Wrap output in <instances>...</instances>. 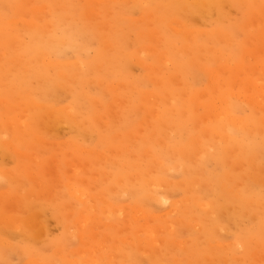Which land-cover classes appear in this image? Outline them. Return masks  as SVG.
I'll list each match as a JSON object with an SVG mask.
<instances>
[{
  "label": "rangeland",
  "instance_id": "obj_1",
  "mask_svg": "<svg viewBox=\"0 0 264 264\" xmlns=\"http://www.w3.org/2000/svg\"><path fill=\"white\" fill-rule=\"evenodd\" d=\"M263 9L0 0V264H264Z\"/></svg>",
  "mask_w": 264,
  "mask_h": 264
},
{
  "label": "bare ground",
  "instance_id": "obj_2",
  "mask_svg": "<svg viewBox=\"0 0 264 264\" xmlns=\"http://www.w3.org/2000/svg\"><path fill=\"white\" fill-rule=\"evenodd\" d=\"M15 3H16V2H15ZM86 3H87V1H86ZM158 6H159V5H158ZM180 6H181V5H180ZM180 6H179V7H180ZM89 8H90V7H89ZM87 9H88V8H87ZM200 9H201V8H200ZM209 10H210V9H209ZM175 11H176V10H175ZM207 11H208V10H207ZM262 11H264V9H263ZM63 14H64V13H63ZM185 14H186V13H185ZM95 16H96V15H95ZM24 17H25V16H24ZM91 17H92V16H91ZM96 18H97V17H96ZM90 19H91V18H90ZM254 19H255V21H256V20H261V21L264 22V16H261V15H260V17H259V14H256L255 17H254ZM34 20H35V19H34ZM41 20H42V18H41ZM46 20H47V19H46ZM48 20H49V19H48ZM91 20H92V19H91ZM36 21H37V19H36ZM86 21H87V20H86ZM86 21H85V22H86ZM28 22H29V21H28ZM43 24H44V23H43ZM90 25H92V23H91ZM42 26H43V25H42ZM52 26H53V25H52ZM248 26H249V24H248ZM36 27H37V26H36ZM36 27H35V28H36ZM256 27H257V26H256ZM256 27H255V28H256ZM38 28H39V27H38ZM51 28H53V27H51ZM255 28H254V29H255ZM32 29H33V28H32ZM39 29H40V28H39ZM43 29H44V28H42V30H43ZM74 29H75V28H74ZM26 30H27V29H26ZM29 30H30V29H29ZM29 30H28V31H29ZM52 30H53V29H52ZM67 31H68V30H67ZM75 31H76V29H75ZM75 31H74V32H75ZM32 32H33V31H32ZM58 33H59V32H58ZM67 33H68V32H67ZM32 34H34V32H33ZM45 34H46V33H45ZM29 35H30V34H29ZM218 36H220V35H218ZM30 37H31V36H30ZM32 37L34 38V36H32ZM35 37H36V36H35ZM53 37H54V36H53ZM55 38H56V37H55ZM60 38H61V37H60ZM63 38H64V37H63ZM87 38H88V37H87ZM220 38H221V37H220ZM178 39H180V38H178ZM184 39H185V38H184ZM188 40H189V39H188ZM47 41H48V40H47ZM59 41H60V40H59ZM66 41H67V40H66ZM87 41H88V39H87ZM35 42H36V41H35ZM52 42H53V41H52ZM54 42H55V41H54ZM68 42H70V41H68ZM75 42H76V41H75ZM31 43H33V41H32ZM70 43L72 44V42H70ZM262 43H263V46H264V39L262 40ZM11 44H12V43H11ZM15 44H16V43H15ZM81 44H82V43H81ZM12 45H13V44H12ZM30 45H31V44H30ZM64 45H65V44H64ZM74 45H75V44H74ZM84 45H85V44H84ZM25 46H27V45H25ZM67 46H69V45L66 44V47H65V48H67ZM169 46H170V45H169ZM28 47H29V46H28ZM81 47H82V46H81ZM85 47H86V46H85ZM85 47H83V48H85ZM69 48H70V47H69ZM72 48H74V47H72ZM83 48H82V49H83ZM171 48H172V47H171ZM21 49H22V48H21ZM88 49H89V48H88ZM55 50L57 51V49H55ZM67 50H68V49H67ZM27 51H28V49H27ZM27 51H26V52H27ZM58 52H59V51H58ZM61 52H62V51H61ZM73 52H74V51H73ZM179 52H180V51H179ZM22 53H24V52H22ZM28 53H29V52H28ZM64 53H65V52H64ZM83 53H85V52H83ZM169 53H170V51H169ZM169 53H168V55H169ZM44 54H45V53H44ZM54 54H55V53H54ZM65 54H66V53H65ZM154 54H155V53H154ZM154 54H153V55H154ZM171 54H173V53H171ZM252 54H253V56H255V57H260L259 54H261V55L264 56V52L257 53L256 51H253ZM30 55H32V54H30ZM49 55H50V54H49ZM155 55H156V54H155ZM41 56H42V55H41ZM82 56H83V55H82ZM84 56H85V55H84ZM86 56H87V55H86ZM19 57H21V56H19ZM45 57H46V56H45ZM48 57H49V56H48ZM63 57H64V56H63ZM31 58H32V57H31ZM35 58H36V56H35ZM41 58H42V57H41ZM41 58H40V59H41ZM8 59H9V58H8ZM28 59H29V57H28ZM44 59H46V58H44ZM59 59H60V58H59ZM62 59H63V58H62ZM62 59H61V60H62ZM23 60H24V59H23ZM23 60H21V61H23ZM17 61H18V60H17ZM9 62H11V61H9ZM9 62H8V63H9ZM12 62H13V61H12ZM12 62H11V63H12ZM35 62H36V61H35ZM16 63H18V62H16ZM24 63H26V65H27V62H24ZM24 63H23V64L21 63L20 65H24ZM14 64H15V62L13 63V65H14ZM40 64H41V63H40ZM13 65H12V66H13ZM15 65H16V64H15ZM24 66H25V65H24ZM24 66H22V67H24ZM37 66H38V65H37ZM16 67H17V66H16ZM25 67H27V66H25ZM32 67H33V66H32ZM41 67H42V66H41ZM30 68H31V67H30ZM243 68H244V66L241 67L242 70H243ZM11 69H12V68H11ZM13 69H14V66H13ZM13 69H12V71H13ZM21 69H22V68H21ZM23 69H24V68H23ZM32 69H33V68H32ZM15 70H16V69H15ZM15 70H14V71H15ZM18 70H20L19 67H18ZM33 70H35V69H33ZM21 71H23V70H21ZM36 71H37V70H36ZM24 72H25V71H24ZM33 72H34V71H33ZM3 73H4V72H3ZM10 73H11V72H10ZM10 73H9V74H10ZM26 73H27V71H26ZM35 73H36V72H35ZM9 74H8V75H9ZM32 74H33V73H32ZM39 74H40V72H39V73H36V75H39ZM54 76H55V75H54ZM235 77L237 78V80L241 81L242 83H246V77H245L242 73L235 74ZM177 78H179V77H177ZM216 80H217V78H215V81H216ZM57 81H58V80H57ZM215 81H213V82H215ZM217 81H218V80H217ZM217 81H216L215 83H217ZM33 82H34V81H33ZM173 82H174V78H173ZM177 82H178V81H177ZM59 83H60V81H59ZM158 83H159V82H158ZM5 85H7V84L5 83ZM248 85L251 87V84H250V83H249ZM48 87H49V86H48ZM53 88H54V87H53ZM49 89H50V88H49ZM10 90H12V89H10ZM156 90H157V89H156ZM156 90H154V92H156ZM221 90H222V88H221ZM157 91H159V90H157ZM216 91H220V88H219V89H216ZM53 92H55V91L53 90ZM159 93H160V92H159ZM151 95H152V94H151ZM78 98H79V97H78ZM78 100H79V99H78ZM251 100H252L253 102L256 103V100H255L254 97H252ZM167 102H168V101H167ZM226 103H228V102H226ZM28 105H29V103H28ZM257 105H258V104H257ZM90 106H91V105H90ZM175 106H176V105H175ZM14 107H15V106H14ZM25 107H26V106H25ZM89 108H90V107H89ZM92 108H93V106H92ZM261 108H262V107H261ZM44 109H45V108H44ZM176 109H177V108H176ZM90 110H91V109H90ZM90 110H89V111H90ZM92 110H93V109H92ZM177 110H178V109H177ZM92 112H93V111H92ZM32 113H34V112L32 111ZM221 114H223L222 120L225 119V118H227V117H225L226 115L229 116V113L227 114L226 109H225V110L223 111V113H221ZM32 115H33V114H32ZM50 116H52V115L50 114ZM180 123H181V122H180ZM236 123H237V122H236ZM52 128H53V127H52ZM241 129H242V128H241ZM244 129H245V127H244ZM238 133H239V132H238ZM205 139H206V138H205ZM205 139H204V140H205ZM209 139H210V142H211V140H212L213 138L211 139V137H209ZM19 142L21 143V141H19ZM212 142H214V141H212ZM193 143H195V141H193ZM207 143H208V141H207ZM221 143H222V142H221ZM214 144H215V143H214ZM219 145H220V144H219ZM231 145H232V144H231ZM231 145H230V146H231ZM174 146H175V145H174ZM189 147H190V146H189ZM224 147H226V146H224ZM206 148H207V146H206ZM216 148H217V144H216ZM219 148H220V147H219ZM197 150H198V148H197ZM222 150H223V149H222ZM214 152H215V151H213V153H214ZM263 152H264V151H263ZM197 153L201 154L200 151H199V152L197 151ZM217 153H218V152H217ZM185 154H186V153H185ZM199 154H197V155L199 156ZM209 154H210V153H209ZM211 154H212V153H211ZM222 154H223V151H222ZM260 154H261V153H260ZM219 155H220V154H219ZM212 156H213V155H212ZM185 157H187V155H186ZM214 157H216V156H214ZM219 157H220V156H219ZM205 158H206V157H205ZM194 159H195V158H192V160H194ZM206 159H207V158H206ZM208 159H209V158H208ZM253 159H255V158H253ZM253 159H252V160H253ZM216 160H217V159H216ZM250 160H251V159H250ZM204 161H205V160H204ZM209 161H210V160H209ZM253 161H254L255 163H257V160H256V161L253 160ZM253 161H252V162H253ZM181 162H182V161H181ZM207 162H208V161H207ZM210 162H211V161H210ZM219 162H220V159H219ZM252 162H251V164H252ZM253 165H254V164H253ZM255 166H256V164H255ZM224 168H225V166H224ZM224 168H222V169H224ZM224 170H225V169H224ZM209 172H210V171H209ZM180 173L182 174V172H180ZM218 173H220V172H218ZM262 173H263V172H262ZM183 174H184V173H183ZM218 178H219V177H218ZM257 179H259V178H257ZM257 179H256V181H257ZM261 179H262V178H261ZM259 180H260V179H259ZM263 180H264V179H263ZM263 180H262V181H263ZM120 182H121V181H120ZM260 182H261V180H260ZM170 184H171V183H170ZM194 185H195V184H194ZM261 187H262V186H261ZM117 190H118V189H117ZM124 190H126V189H124ZM80 191H81V190H78V193H77V194H78L80 197H82L83 200H85L86 197H87V196H86V193H84V192H82V191L80 192ZM211 191H212V190H211ZM75 192H77V190H76ZM48 193H49V192H47V195H49ZM45 194H46V192H45ZM75 194H76V193H75ZM200 194H201V193H200ZM79 196H78V197H79ZM33 198H34V197H33ZM19 201H20V200H19ZM258 204H259V203H258ZM200 206H201V205H200ZM202 206H203V205H202ZM247 207H248V206H246V208H247ZM200 208H202V207H200ZM143 216H144V214H143ZM5 219H6V218H5ZM5 219L3 218V220H5ZM12 219H13V218H12ZM36 219H37V218H36ZM36 219H34L35 223H36ZM39 219H40V218H39ZM1 220H2V219H1ZM3 220H2L1 223H0L1 226H2V224H4V223H3ZM13 220H14V219H13ZM18 220H19V219H18ZM5 221H6V220H5ZM29 221H31V222L33 223L32 219L29 220ZM29 221H28V222H29ZM8 222H10L9 219H8ZM13 222H14V221H13ZM31 222H30V224H32ZM8 224H9V223H8ZM18 224H19V223H18ZM33 224H34V223H33ZM9 226H10V225H9ZM12 227H13V226H12ZM16 227H18V225H16ZM36 227H37V226H36ZM34 228H35V226H34ZM42 228H44V227H42ZM13 229H14V227H13ZM20 229H21V228H20ZM16 230H17V228H16ZM159 230H160V229H159ZM18 231H19V229H18ZM154 233H155V232H154ZM156 233H157V232H156ZM251 236H252V235H251ZM156 241H157V240H155L154 243H156ZM162 242H163V241H162ZM0 243H1V241H0ZM157 243L159 244V241H157ZM8 245H9V244H8ZM151 245H152V244H151ZM55 252H56V250H55ZM56 253H57V252H56ZM59 253H60V252H59ZM93 258H94V257H93ZM29 261H30V260H29ZM96 261H97V260H96ZM98 261H99V260H98ZM154 263H155V262H154Z\"/></svg>",
  "mask_w": 264,
  "mask_h": 264
}]
</instances>
